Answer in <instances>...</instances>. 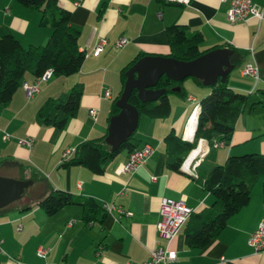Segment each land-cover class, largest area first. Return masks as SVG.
<instances>
[{
  "label": "crops",
  "instance_id": "1",
  "mask_svg": "<svg viewBox=\"0 0 264 264\" xmlns=\"http://www.w3.org/2000/svg\"><path fill=\"white\" fill-rule=\"evenodd\" d=\"M262 10L260 21L248 17L243 21L228 23V0H189L188 5L158 0H57L59 7L69 10V22L77 30V47L84 58L76 74L68 77L51 76L38 84L39 91L26 98L19 85L11 102L0 113V160H9L36 168L46 181L44 190H65L92 198L108 208H120L130 213L120 216L115 209L99 223L83 225L77 206L63 207L53 216H46L39 208L22 214L17 206L0 212V264H139L147 262L155 242L164 244L156 235L159 203L168 198L181 200L190 210L198 213L211 204L212 197L196 181L197 172L167 170L163 138L172 131L189 142L199 110L198 100L208 94V89L186 78L183 83L185 97L169 96L171 112L165 118L138 117L134 137L141 146L153 147L146 165L132 174H122L126 153H119L100 175H93L82 167L64 168L62 159L75 146L85 140L98 139L106 133L111 102L116 98L121 84V68L139 53L166 56L168 43L165 28L171 23L185 25L189 32H201L199 50L207 51L231 47L241 53L236 70L227 75L228 87L236 92H257L258 105L239 115L233 135L225 148L211 155L208 149L202 162L211 168L222 164L230 155L253 153L264 155V96L256 91L264 89V0H250ZM157 13H160L157 18ZM39 12L26 9L14 0H0V26H6L23 48L41 46L50 37L46 26H39ZM100 38L105 39L103 50L92 55ZM124 39L120 47L116 43ZM258 69L260 80L242 77L240 69L246 64ZM237 71L236 73H233ZM189 79V80H187ZM34 76L25 75L22 83L31 85ZM83 87L77 114L69 119L64 129L43 126L38 110L47 99H57L71 91L72 85ZM110 91V98H102V90ZM90 109L97 111L95 121L88 116ZM9 135L3 142L1 136ZM31 139L27 148L21 140ZM200 150L209 146L204 140ZM49 150L48 159L42 162L43 152ZM13 175L16 170L9 169ZM8 170V171H9ZM260 183V182H259ZM251 192L247 206L232 215L224 230L202 250L185 247L182 228L167 246L166 264H264V250L255 252L246 240L256 225L264 220L261 185ZM259 184V185H258ZM28 194L27 201L37 194ZM23 204V203H22ZM72 225L66 227L68 222ZM19 227L20 231L16 230ZM38 247L47 249L45 258L38 257Z\"/></svg>",
  "mask_w": 264,
  "mask_h": 264
},
{
  "label": "trees",
  "instance_id": "2",
  "mask_svg": "<svg viewBox=\"0 0 264 264\" xmlns=\"http://www.w3.org/2000/svg\"><path fill=\"white\" fill-rule=\"evenodd\" d=\"M26 9L39 12V26H46L50 30V37L41 46L30 45L23 48L6 26H0V113L11 102L14 92L17 91L25 75L38 78L44 71L50 70L53 76L68 77L76 74L83 63L84 53L77 47L79 33L73 29L69 22V10L59 7L57 0H14ZM163 3L162 0H158ZM168 54L162 57L174 58L177 61H191L207 51L199 50L202 42L201 32H189L184 25L171 23L165 28ZM214 47L210 48L213 49ZM215 49V48H214ZM231 51L229 64L236 70L241 62V53L228 47ZM146 55L139 53L134 59L124 65L120 70L119 90L116 98L111 102L107 122L112 115L120 110L115 106V101L124 86L127 70ZM151 56V55H150ZM232 70V71H233ZM228 75V74H227ZM189 78V77H187ZM196 84L203 85L199 80L191 79ZM186 80V79H185ZM154 90H163L154 101L141 103L136 91L129 95L127 103L139 112V117L159 120L166 118L171 112L169 96L176 94L185 97L183 82L170 81L163 75L157 80ZM177 86L178 91H172ZM209 92L198 100L199 112H197L194 137L187 142L179 135L168 132L163 138L165 147V166L169 171H177L184 157L190 150L196 148L199 139H203L211 146L214 140L227 143L233 135V128L239 119V115L245 111L250 112L258 102L248 103L249 94L236 92L228 87L227 76L225 82H220L206 87ZM83 87L80 84L72 85L68 94L57 99H47L38 110V119L43 126L59 130L66 127V123L77 114L78 105ZM264 96V89H257ZM106 133L98 139L85 140L73 149V153L66 159H62L64 168L82 167L93 175H100L104 169L119 153L130 154L141 147L140 140L134 137L126 139L117 150H111L104 142ZM13 168L17 172L16 179L31 180L44 183L46 178L36 169L21 165L12 159L0 160V169ZM196 181L202 184L206 193L212 197L211 204L198 213L192 212L182 228L184 245L188 249L202 250L207 244L217 239L227 225V220L247 206L251 199V192L255 185L262 181V207H264V155L253 153H241V155L228 154L225 161L208 168L202 163L195 168ZM26 192V191H25ZM23 193V195L25 194ZM8 207L0 209V212L8 210L12 205L17 206L19 214L39 208L46 216L55 215L63 207H75L80 210V221L83 225L99 223L106 217L104 208L90 196L71 194L65 190H51L34 200L20 203L24 196ZM21 204V205H20Z\"/></svg>",
  "mask_w": 264,
  "mask_h": 264
},
{
  "label": "water",
  "instance_id": "3",
  "mask_svg": "<svg viewBox=\"0 0 264 264\" xmlns=\"http://www.w3.org/2000/svg\"><path fill=\"white\" fill-rule=\"evenodd\" d=\"M230 56L231 51L227 47H223L213 48L191 61L180 62L174 58L162 57L161 55H146L134 62L126 72L124 86L119 98L114 103L120 111L118 114L110 116L107 122L108 127L104 140L106 145L111 150H117L126 139L133 136L132 134L138 126L139 112L127 103L132 91H136L139 101L144 103L154 101L160 96L163 90H154L153 88L162 75L172 82H183L187 77L200 80L203 87L212 86L218 80L225 82L227 74L233 70L229 64ZM171 90L178 91V88L175 86ZM196 122L197 120L195 125ZM195 125H193L189 141L194 137ZM31 185V180L0 176V209L18 201Z\"/></svg>",
  "mask_w": 264,
  "mask_h": 264
},
{
  "label": "built area",
  "instance_id": "4",
  "mask_svg": "<svg viewBox=\"0 0 264 264\" xmlns=\"http://www.w3.org/2000/svg\"><path fill=\"white\" fill-rule=\"evenodd\" d=\"M164 3H170L174 2L181 5H188L189 0H162ZM229 7L226 10L227 15V22L228 23H234L235 21H243L248 19V17L252 16V18L257 19V21H260L263 18L262 10L257 8L255 5L252 4V1L250 0H228ZM160 13H157V18L159 17ZM124 39H120L116 43L117 47L122 46V44H125ZM105 44V39L100 38L97 41V44L95 45V49L92 51V55L95 56V54H99ZM240 75L242 77H252L255 82H258L260 80L258 69L256 66H253V64H246L242 69L239 71ZM52 75L50 74V70H45L44 73L38 78H34L31 85H27L26 83H20L21 88L24 90V94L26 98H32L34 94H36L39 91L38 84L47 78H50ZM110 91L108 89L102 90V98L109 99L110 97ZM89 111V117L92 119V121H95L97 111L95 109H90ZM9 135L3 134L1 136V140L3 142L8 141ZM203 141V139H199L197 141V147L194 149L197 150V153L195 155H191V153L194 150H190L189 153L184 157L183 162L180 164L179 169L192 173L193 175L196 174L195 168L199 165V163H202V156L205 151L212 148H225L227 146L226 143L223 141H217L214 140L211 143V146L206 148V150H200V144ZM22 144H24L25 147L30 148L32 140L31 139H23L21 140ZM205 142V141H204ZM206 143V142H205ZM153 147H149L147 145H142L137 150L131 152L130 154H127L125 159V164L120 166L119 171L122 174L128 173L132 174L136 170H138L139 167H143L147 164L149 161L152 152ZM71 152H68L64 156L71 155ZM104 210L106 212H110L111 210L115 209L116 213H118L120 216H127L130 213L123 211L120 208L114 207V208H108L105 205H102ZM193 210H190L188 207L185 206L183 201L178 200L174 201L168 198L162 199V201L159 203V216L158 221L156 222V235L158 238L162 239L164 244H159L155 242L154 247L152 248V251L150 252L149 259L147 262H142L139 264H166V255H167V246L170 244L171 241L176 237V233L178 232L179 228L183 227L190 215H192ZM73 222H68L66 224V227H69L72 225ZM16 230L20 231V228L17 227ZM247 245L250 246L255 252L257 251H263L264 250V220H261L258 225H256V229L254 230L253 234L250 235V237L246 240ZM48 250L43 249L41 247H38L36 250V255L41 258H45L47 255ZM131 264V263H129Z\"/></svg>",
  "mask_w": 264,
  "mask_h": 264
},
{
  "label": "rangeland",
  "instance_id": "5",
  "mask_svg": "<svg viewBox=\"0 0 264 264\" xmlns=\"http://www.w3.org/2000/svg\"><path fill=\"white\" fill-rule=\"evenodd\" d=\"M237 71H235V72H233V73H236ZM55 77V76H54ZM187 80H189V79H187ZM189 81H191V80H189ZM209 91V90H208ZM256 95H257V92H255L253 95H251L249 98H248V103H251L253 100H255V97H256ZM264 100V99H263ZM264 109V106H261V105H259L258 106V109L257 110H255V111H257V113H258V111L260 112V111H262ZM133 135H134V133H133ZM197 144V143H196ZM220 149V148H219ZM218 148H215V150H211V155L212 154H214L215 152H220V150H219ZM50 151L49 150H47L46 152H43L42 153V156H40L41 157V160H42V162H44V160L46 159H48V156L50 155ZM123 154V153H122ZM241 155V154H240ZM31 167V166H30ZM0 176H2V177H8V178H10V177H12V178H14V179H16V177H17V175H13V173L12 172H10V170L8 171V170H6V169H0ZM260 185L262 184V181H260V183H259ZM258 184V185H259ZM38 187H42L41 188V190H39L38 192H37V194L34 196V199H36V197H41L43 194H45L47 191L46 190H44V186L43 185H41V183H39V182H36L35 184H32L29 188H27L26 189V192H25V194L23 195L24 197L26 196V198L28 197L27 195L28 194H31V193H33V192H36V190L37 189H39ZM31 199V198H30ZM33 199V200H34ZM26 199L25 198H23V200L20 202V203H24V201H25ZM21 205V204H20Z\"/></svg>",
  "mask_w": 264,
  "mask_h": 264
},
{
  "label": "bare ground",
  "instance_id": "6",
  "mask_svg": "<svg viewBox=\"0 0 264 264\" xmlns=\"http://www.w3.org/2000/svg\"><path fill=\"white\" fill-rule=\"evenodd\" d=\"M197 153V150L195 151H193L192 153H191V155L193 156V155H195Z\"/></svg>",
  "mask_w": 264,
  "mask_h": 264
}]
</instances>
